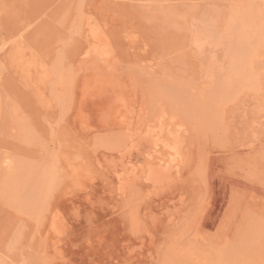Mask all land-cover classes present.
<instances>
[{
	"label": "rangeland",
	"instance_id": "374dc122",
	"mask_svg": "<svg viewBox=\"0 0 264 264\" xmlns=\"http://www.w3.org/2000/svg\"><path fill=\"white\" fill-rule=\"evenodd\" d=\"M163 1L0 0V264H264V0Z\"/></svg>",
	"mask_w": 264,
	"mask_h": 264
},
{
	"label": "bare ground",
	"instance_id": "6f19581e",
	"mask_svg": "<svg viewBox=\"0 0 264 264\" xmlns=\"http://www.w3.org/2000/svg\"><path fill=\"white\" fill-rule=\"evenodd\" d=\"M165 1V0H164ZM163 1V2H164ZM154 2V1H153ZM193 2V1H192ZM195 2V1H194ZM231 21V20H230ZM202 23V22H201ZM211 23V22H210ZM202 25V24H201ZM200 26V25H199ZM204 26V25H203ZM205 27V26H204ZM209 28H211V27H209ZM204 29V28H203ZM210 30V29H209ZM213 31H214V27H213ZM212 31V32H213ZM211 32V31H210ZM218 31H216V33H217ZM202 33V32H201ZM209 33V32H208ZM220 33V32H219ZM218 33V34H219ZM241 33V32H240ZM207 34V33H206ZM83 35V34H82ZM208 35V34H207ZM206 35V36H207ZM210 35V34H209ZM212 37V36H211ZM218 37V36H217ZM205 38V37H204ZM240 38V37H239ZM237 40H238V38H237ZM239 41V40H238ZM237 41V42H238ZM239 43V42H238ZM242 43V42H241ZM237 45H239V44H237ZM90 46V45H89ZM242 46V44L240 45V47ZM235 47V46H234ZM229 60H231L230 58H229ZM232 61V60H231ZM230 61V62H231ZM229 62V63H230ZM94 63V62H93ZM218 64V63H217ZM78 67V66H77ZM245 77V76H244ZM215 79V78H214ZM169 84V83H168ZM139 85V84H138ZM170 85V84H169ZM166 86V85H165ZM120 91H119V93H117V95L116 96H114V98H113V100L111 101L112 102V104H111V111L109 112V114H111L113 111H112V109L114 110L115 108L117 109V108H121V109H125V110H128V112L130 113L131 111H129V108H128V104L130 105V102L132 101H128L127 102V99H128V94L125 92V90H123V89H119ZM147 93V92H146ZM156 93H158V92H156ZM155 94V93H154ZM130 95V94H129ZM132 95V94H131ZM145 95V94H144ZM151 96V95H150ZM135 98H136V96H135ZM139 99V98H138ZM135 100V99H134ZM138 101V100H137ZM128 103V104H127ZM137 103V102H136ZM139 103V102H138ZM175 103V102H174ZM134 104V103H133ZM137 105V104H136ZM136 109H138V108H136ZM186 109H188V108H186ZM123 111V110H122ZM120 112V111H119ZM144 114V113H143ZM111 115H113V113L111 114ZM130 116H131V114H130ZM108 117V116H107ZM110 117V116H109ZM126 117V116H125ZM143 117V116H142ZM109 119H111V118H109ZM148 119V118H147ZM141 120V119H140ZM110 121V120H109ZM144 121H146V120H144ZM125 123V122H124ZM130 123V122H129ZM142 123V122H141ZM151 125V124H150ZM154 126V125H153ZM162 126V125H161ZM109 127V126H108ZM127 128V127H126ZM130 128V127H129ZM138 128V127H137ZM159 128V127H158ZM156 129H157V127H156ZM161 129H163V128H161ZM138 131V130H137ZM162 131V130H161ZM169 131V130H168ZM177 130H175V132H176ZM154 132V131H153ZM163 132H164V130H163ZM171 132V131H170ZM136 133V132H135ZM133 134H134V132H133ZM143 134H144V132H143ZM143 134H142V136H143ZM153 134V133H152ZM138 135H140V133L139 132H137V138H138ZM145 135V134H144ZM166 136V135H165ZM148 137H150V136H148ZM152 137V136H151ZM160 137H161V135H160ZM136 138V137H135ZM136 138V140H138ZM135 140V139H134ZM148 139H147V137L146 136H144V137H141L140 138V141L141 142H146ZM140 141L138 140V143H140ZM134 142V141H133ZM166 142V141H165ZM173 142H175L174 140H173ZM182 142H184L183 141V139H182ZM132 143V142H131ZM141 144V143H140ZM164 144V143H163ZM168 144V143H167ZM132 145V144H131ZM161 145V143L158 141V140H156L154 143H152L150 146L152 147V150H153V153H156L157 151H156V149L159 147ZM135 147H137L136 145H135ZM166 147V146H165ZM178 147V146H177ZM180 147V146H179ZM122 148V147H121ZM167 148V147H166ZM181 148V147H180ZM134 149V148H133ZM159 149V148H158ZM160 149H162V148H160ZM168 149V148H167ZM123 150V149H122ZM132 150V149H131ZM149 150V149H148ZM181 150V149H180ZM114 151V150H113ZM134 151V150H133ZM138 151V150H137ZM159 151V150H158ZM184 151V150H183ZM120 152V151H119ZM147 152H149V151H147ZM161 152H163V150L161 151ZM129 153V152H128ZM160 153V152H159ZM168 153H169V157H168V159L166 160V162L164 163V162H162V163H164V164H161V162H160V164L161 165H157V168H156V165H152V166H150V165H148L149 167H148V169H146V178L144 179L146 182H147V184H152V185H154V186H157V187H159V186H162L163 185V183H165V184H168L169 182H170V177L171 178H173L172 176H171V174L173 173L172 172V170L174 171V169H173V167H175L176 165H177V163H176V161H177V158H176V156L177 155H179L178 154V151H177V149H175V148H169V150H168ZM137 154V153H136ZM139 154V153H138ZM158 154V153H157ZM181 154H182V151H181ZM160 155V154H159ZM186 155V154H185ZM125 156V155H124ZM133 156H134V153H133ZM140 156V155H139ZM145 156H146V154H145ZM113 157V156H112ZM115 157V156H114ZM135 157V156H134ZM134 157H132V158H134ZM138 157V156H137ZM147 157L148 158H151L152 159V157H153V155L152 154H150V155H147ZM165 157V156H164ZM107 158H108V156H107ZM119 158V157H118ZM124 159H125V157H124ZM151 159H149V160H151ZM182 159V158H181ZM126 160H127V158H126ZM157 160V159H156ZM151 161H153V160H151ZM151 161H149V162H151ZM123 162V161H122ZM138 162H139V159H138ZM146 162V161H145ZM154 162V161H153ZM182 163V162H181ZM142 164V163H141ZM156 164V163H155ZM114 165H116V164H114ZM139 165V164H138ZM137 165V162H135V163H130L129 165H128V167L127 168H129V169H127V168H125L124 167V170L122 171V173L123 174H126V173H128V174H130V175H134V173L136 172V170H137V168L139 167ZM143 165V164H142ZM205 166V165H204ZM110 167V166H109ZM112 167V166H111ZM122 167V166H121ZM119 168V167H118ZM142 168V167H141ZM141 168H140V170H141ZM177 168H179L178 166H177ZM136 169V170H135ZM107 170V169H106ZM111 170V169H110ZM117 170H119V169H117ZM201 170H203V169H201ZM142 172H144L143 170H142ZM177 172H178V169H177ZM116 174V173H115ZM121 174V173H120ZM142 174V173H141ZM142 175H144V174H142ZM173 175V174H172ZM200 175V174H199ZM126 176V175H125ZM136 176V175H135ZM123 177V176H122ZM117 178V177H116ZM122 180L124 179V178H121ZM174 179V178H173ZM172 184V183H171ZM171 184H169V186L171 185ZM149 186V185H148ZM166 187H168V186H166ZM164 188V187H163ZM138 189V188H137ZM152 190V189H151ZM164 190V189H163ZM162 190V191H163ZM161 191V192H162ZM167 254V253H166Z\"/></svg>",
	"mask_w": 264,
	"mask_h": 264
}]
</instances>
